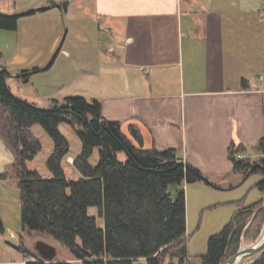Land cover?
<instances>
[{"label": "crops", "instance_id": "crops-1", "mask_svg": "<svg viewBox=\"0 0 264 264\" xmlns=\"http://www.w3.org/2000/svg\"><path fill=\"white\" fill-rule=\"evenodd\" d=\"M31 11L20 24L34 30L28 39L46 40L48 57L61 23L69 28L46 69L53 81L43 93L51 107L69 97L99 100L107 121L120 123L129 137L137 126L146 148L175 150L211 182L183 185L188 229L196 214L204 218L243 198L248 205L264 200L259 192L249 202L261 176L252 185L250 177L226 178L233 172V144L244 146L252 161L264 157L258 150L264 140V0H0L2 14ZM71 30L78 35L69 40ZM59 93L63 101L52 97ZM1 152L11 160L0 139ZM170 190L177 195L176 187ZM229 209L232 218L237 207ZM206 253L189 249L196 264Z\"/></svg>", "mask_w": 264, "mask_h": 264}, {"label": "trees", "instance_id": "trees-1", "mask_svg": "<svg viewBox=\"0 0 264 264\" xmlns=\"http://www.w3.org/2000/svg\"><path fill=\"white\" fill-rule=\"evenodd\" d=\"M24 15L0 13V29L16 31ZM0 58L2 53L0 51ZM31 74L21 75L28 78ZM11 73L0 69V139L13 153L11 166L0 173V181L12 178L18 183L21 221L24 230L40 231L65 246L79 264H195L189 254L187 239V201L183 185L211 182L188 165L175 150L146 148L137 126L130 127L129 137L118 122L107 121L99 100L69 97L42 108L15 95L9 85ZM66 123L76 132L82 152L74 160L81 178L67 177L63 160L70 143L61 132ZM40 124L53 141L47 167L51 179L29 168V161L42 150L33 132ZM98 149V163L91 158ZM264 153V140L258 148ZM244 146L233 144L229 158L233 172L226 176L262 177L255 189L264 193V157L259 161L240 159ZM177 188V195L171 187ZM231 221L208 240L200 264H225L241 248L242 242L256 241L264 227V200L251 205L247 198L235 203ZM98 207L104 219L101 228L89 209ZM6 226L0 214V234ZM17 249L29 255L23 242ZM25 264H75L72 260L46 262L37 257ZM249 264H264V252Z\"/></svg>", "mask_w": 264, "mask_h": 264}, {"label": "rangeland", "instance_id": "rangeland-1", "mask_svg": "<svg viewBox=\"0 0 264 264\" xmlns=\"http://www.w3.org/2000/svg\"><path fill=\"white\" fill-rule=\"evenodd\" d=\"M61 24L59 30L60 34H58V36L61 35V38L55 51L49 57L47 56L49 54L48 44L45 43L46 40L44 42L41 40V42L37 44V40L39 41L40 39H28L29 34L34 31L28 24H20L19 22L16 31L0 29V51L2 53V58H0V69H7L15 76L23 70L33 72V74L30 75L31 81L28 84L22 81L23 78L17 79V76L10 78V85L13 93L45 108L51 107V97L44 96L43 92L45 88L52 86L51 82L53 81V76L50 75L49 71L46 69L54 58L58 48L61 46V43H64V39L69 31L65 22H62ZM44 35L41 33L39 38H42ZM77 35L76 31L71 30L68 39L70 40ZM68 39L66 41H68ZM39 67L41 69L40 72H35V69ZM72 86L76 87L75 84ZM52 97L63 101V97L60 96V93L57 96ZM60 130L70 143V152L63 160V167L66 171L67 177L70 180L76 181L81 178V174L69 158H76L81 154L82 143L76 132L68 124L62 123L60 125ZM33 132L41 141L43 147L35 159L29 161V168L37 170L44 178L51 179L53 174L47 167V161L53 152V141L40 124L33 126ZM8 152L11 154V160L8 158L9 153H0V173L5 172L11 166L12 161H14L13 153L9 149ZM91 163L97 165L98 149H96L92 156ZM260 179L261 177L259 175H253L249 178L247 185H252ZM259 192L260 191L255 190L254 193L249 196V202L255 199V194H259ZM232 205L233 204L217 206L207 211L208 213L204 218L203 215L196 214L190 221L189 229L187 223V230H189L187 233V239L190 250L193 249L195 253L199 254L206 253L209 237L222 230L226 224L231 221L232 214L228 210H230L229 208H231ZM89 213L91 216L97 217L98 224L101 228L105 227L104 219L98 216V207H91ZM0 214L6 226V233L0 234V264H25L27 260L32 261L36 259L39 257V252L37 250V244L39 242L53 244L57 248V260L70 259L68 261L72 260L75 264H79L73 260L69 250L52 236L40 231L23 229L21 221L20 189L15 179L8 178L0 181ZM12 233H14L16 237H13ZM263 233L264 227L260 237L256 241L251 242L244 240L240 249L250 247L257 243L263 236ZM21 242H23L24 246L29 250V255H25L17 249V246L20 245ZM255 258L256 256L246 259L241 264H249ZM195 262L200 264L199 261Z\"/></svg>", "mask_w": 264, "mask_h": 264}, {"label": "water", "instance_id": "water-1", "mask_svg": "<svg viewBox=\"0 0 264 264\" xmlns=\"http://www.w3.org/2000/svg\"><path fill=\"white\" fill-rule=\"evenodd\" d=\"M39 257L46 262H54L57 260L58 252L56 247L47 242H39L37 244ZM264 252V233L261 239L254 245L240 249L225 264H241L244 260L258 256Z\"/></svg>", "mask_w": 264, "mask_h": 264}, {"label": "built area", "instance_id": "built-area-1", "mask_svg": "<svg viewBox=\"0 0 264 264\" xmlns=\"http://www.w3.org/2000/svg\"><path fill=\"white\" fill-rule=\"evenodd\" d=\"M239 158H240V159H245L246 156H245V154H241V155L239 156Z\"/></svg>", "mask_w": 264, "mask_h": 264}]
</instances>
